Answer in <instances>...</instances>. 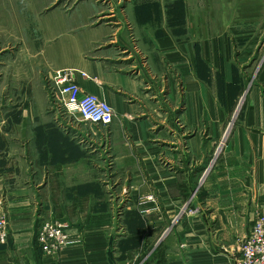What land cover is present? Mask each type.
Listing matches in <instances>:
<instances>
[{
  "label": "crops",
  "instance_id": "crops-1",
  "mask_svg": "<svg viewBox=\"0 0 264 264\" xmlns=\"http://www.w3.org/2000/svg\"><path fill=\"white\" fill-rule=\"evenodd\" d=\"M38 9L24 15L35 69L78 70L115 118L79 146L5 129L0 97V264H235L264 216V0ZM51 219L67 222L59 255L37 242Z\"/></svg>",
  "mask_w": 264,
  "mask_h": 264
},
{
  "label": "rangeland",
  "instance_id": "rangeland-1",
  "mask_svg": "<svg viewBox=\"0 0 264 264\" xmlns=\"http://www.w3.org/2000/svg\"><path fill=\"white\" fill-rule=\"evenodd\" d=\"M87 0H0V97H5V129H57L67 132L79 146L83 135L99 133L103 125L92 126L80 115L67 113L50 79V72L42 77L35 69L32 53L34 34L24 15L38 4L41 17L51 9L71 12ZM105 0H96L102 3ZM107 2V1H106ZM232 12V10H231ZM31 49H26L30 48ZM29 58L24 62V55ZM258 60L250 64L255 67ZM40 116L35 122L21 121L23 117ZM36 119H38L36 117ZM86 133V134H84ZM77 142V143H76Z\"/></svg>",
  "mask_w": 264,
  "mask_h": 264
},
{
  "label": "built area",
  "instance_id": "built-area-1",
  "mask_svg": "<svg viewBox=\"0 0 264 264\" xmlns=\"http://www.w3.org/2000/svg\"><path fill=\"white\" fill-rule=\"evenodd\" d=\"M79 72L73 68L54 70L50 76L64 110L71 115H80L91 125H110L115 112L113 107L97 95L84 91L76 80ZM83 76L87 73L81 72ZM85 101H88L85 104ZM149 198H152L150 196ZM190 212H195L191 209ZM67 222L60 219L46 220L37 233V242L42 251L59 255L71 244L66 230ZM10 235L9 221L5 214L0 216V245L5 244ZM239 255L235 264H264V216L257 217L248 234L239 239Z\"/></svg>",
  "mask_w": 264,
  "mask_h": 264
},
{
  "label": "bare ground",
  "instance_id": "bare-ground-1",
  "mask_svg": "<svg viewBox=\"0 0 264 264\" xmlns=\"http://www.w3.org/2000/svg\"><path fill=\"white\" fill-rule=\"evenodd\" d=\"M88 103V101H85V104H87Z\"/></svg>",
  "mask_w": 264,
  "mask_h": 264
}]
</instances>
